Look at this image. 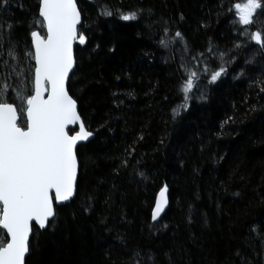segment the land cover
I'll use <instances>...</instances> for the list:
<instances>
[{
  "label": "trees",
  "instance_id": "trees-1",
  "mask_svg": "<svg viewBox=\"0 0 264 264\" xmlns=\"http://www.w3.org/2000/svg\"><path fill=\"white\" fill-rule=\"evenodd\" d=\"M38 2L0 0L8 103L21 81L33 88L25 52L30 33L45 31ZM244 2L77 0L87 39L75 42L68 91L94 137L77 147L74 198L33 227L26 264H264V53L242 35L234 5ZM256 14L251 33L264 34V7ZM196 62L205 96L190 90L182 108ZM165 186L169 205L154 221Z\"/></svg>",
  "mask_w": 264,
  "mask_h": 264
},
{
  "label": "snow or ice",
  "instance_id": "snow-or-ice-1",
  "mask_svg": "<svg viewBox=\"0 0 264 264\" xmlns=\"http://www.w3.org/2000/svg\"><path fill=\"white\" fill-rule=\"evenodd\" d=\"M262 7L261 0H245L234 5L242 25L252 24L254 13ZM38 15L46 34L30 33L34 51H26L25 56L35 61L29 68L30 73L34 68V87L28 89L21 81L16 89V97L23 102L19 112L4 99L10 86L0 84V228L7 234L6 242L0 241V264H26L33 222L45 229L57 215L55 205L74 197L78 179L77 145L93 136L78 111L77 100L66 86L76 64L73 43L78 39L83 45L87 39L77 31L80 12L75 0H39ZM123 19H135V14L125 15ZM175 35L182 38L180 32ZM250 39L264 53V34L256 31ZM160 43L166 46L164 40ZM8 56L17 59L14 45H10ZM4 63L7 65V61ZM225 71L223 66L213 71L211 82L217 81ZM22 74V71L16 73ZM195 75L191 73L181 86L185 99L182 108L187 107ZM29 91L31 94H27ZM178 111L174 109V115ZM70 125H78L79 130ZM166 193L167 186L160 189L153 220L167 204Z\"/></svg>",
  "mask_w": 264,
  "mask_h": 264
},
{
  "label": "rangeland",
  "instance_id": "rangeland-1",
  "mask_svg": "<svg viewBox=\"0 0 264 264\" xmlns=\"http://www.w3.org/2000/svg\"><path fill=\"white\" fill-rule=\"evenodd\" d=\"M256 18H257V14L255 12L254 13V22L252 24H250V25H242L237 20L239 25H240V29H241V32H242L243 36H246V37L250 38L251 31H252L251 27H252V25L254 23H257ZM204 62H202V63H200V62L194 63V67H193L192 70H190V74L194 73L193 70H195V69H199L200 72H202L204 74L205 73V68H207L206 66L203 67ZM187 73H189V71ZM193 89H194L195 97H199V98L201 97L202 98L203 96H205L206 84L202 80H200L199 78L194 76L193 77V87H192L191 90H193ZM17 100H18V103H19V108L21 109V107L23 106V102L20 99H18V98H17Z\"/></svg>",
  "mask_w": 264,
  "mask_h": 264
},
{
  "label": "water",
  "instance_id": "water-1",
  "mask_svg": "<svg viewBox=\"0 0 264 264\" xmlns=\"http://www.w3.org/2000/svg\"><path fill=\"white\" fill-rule=\"evenodd\" d=\"M75 3H76V5H77V0H75ZM77 9H78V11L80 12V10H79V8H78V5H77ZM80 23H81V13H80V22L78 23V25H77V31H78V27H79V25H80ZM37 31V30H36ZM45 31H46V29H45ZM39 32V31H38ZM75 42L76 41H74V43H73V53H74V48H75ZM33 51H34V49H33ZM74 57H75V53H74ZM34 63H35V61H34ZM70 75H71V73H70ZM70 77V76H69ZM66 86H67V88H68V81H67V84H66ZM33 87H34V84H33ZM70 94V93H69ZM15 105V104H14ZM16 106V105H15ZM70 128H76V130L78 131L79 130V127H78V125H70L69 126ZM87 129V128H86ZM88 130V129H87ZM94 137V134H93V136H91V137H89V139L87 140V141H81V142H79L78 143V145H77V147L80 145V144H82V143H86V142H88L89 140H91L92 138ZM78 175H79V163H78ZM78 180V179H77ZM160 192V191H159ZM75 193H76V191H75ZM74 196H75V194H74ZM158 196H159V193H158V195H157V198H158ZM74 198V197H73ZM73 198H71V199H73ZM70 199V200H71ZM166 199H167V204L164 206V209H163V211L160 213V215L157 217V219L156 220H154V221H157L162 215H163V213L166 211V209L168 208V205H169V200H168V188H167V193H166ZM69 200V201H70ZM157 200V199H156ZM68 201H66V202H63V203H59V204H56L55 206H61V205H64V204H66ZM155 207H156V202H155V206H154V209H153V211L155 210ZM34 226H36V227H38L39 228V226L38 225H36L35 224V222H33V227ZM48 227V225L46 226V228ZM45 228V229H46ZM2 230H4L5 231V233H6V230L5 229H3V228H1ZM40 229V228H39ZM42 230H44V229H42ZM31 237H32V233L30 234V239H31ZM27 256H28V254L26 255V258H27ZM25 258V259H26Z\"/></svg>",
  "mask_w": 264,
  "mask_h": 264
},
{
  "label": "bare ground",
  "instance_id": "bare-ground-1",
  "mask_svg": "<svg viewBox=\"0 0 264 264\" xmlns=\"http://www.w3.org/2000/svg\"><path fill=\"white\" fill-rule=\"evenodd\" d=\"M40 18H41V17H40ZM41 20H42V18H41ZM43 28H44V27H43ZM44 29H45V28H44ZM39 32H40V31H39ZM45 34H46V32H45V31L43 32V34L41 33V35H45Z\"/></svg>",
  "mask_w": 264,
  "mask_h": 264
},
{
  "label": "flooded vegetation",
  "instance_id": "flooded-vegetation-1",
  "mask_svg": "<svg viewBox=\"0 0 264 264\" xmlns=\"http://www.w3.org/2000/svg\"><path fill=\"white\" fill-rule=\"evenodd\" d=\"M5 98V97H4ZM16 105V107H17V110H18V112H19V106H18V103L17 104H15Z\"/></svg>",
  "mask_w": 264,
  "mask_h": 264
}]
</instances>
